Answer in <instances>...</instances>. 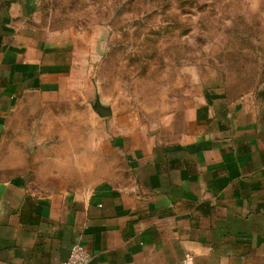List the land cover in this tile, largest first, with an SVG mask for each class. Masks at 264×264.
I'll list each match as a JSON object with an SVG mask.
<instances>
[{"label":"crops","instance_id":"obj_1","mask_svg":"<svg viewBox=\"0 0 264 264\" xmlns=\"http://www.w3.org/2000/svg\"><path fill=\"white\" fill-rule=\"evenodd\" d=\"M39 3L0 0V264H264V86L101 117L93 40Z\"/></svg>","mask_w":264,"mask_h":264},{"label":"rangeland","instance_id":"obj_2","mask_svg":"<svg viewBox=\"0 0 264 264\" xmlns=\"http://www.w3.org/2000/svg\"><path fill=\"white\" fill-rule=\"evenodd\" d=\"M37 17L88 32L94 105L129 124L264 86V0H40Z\"/></svg>","mask_w":264,"mask_h":264},{"label":"built area","instance_id":"obj_3","mask_svg":"<svg viewBox=\"0 0 264 264\" xmlns=\"http://www.w3.org/2000/svg\"><path fill=\"white\" fill-rule=\"evenodd\" d=\"M91 260V255L87 249L80 243L73 244L68 257L60 264H88ZM187 262L189 258H186Z\"/></svg>","mask_w":264,"mask_h":264},{"label":"water","instance_id":"obj_4","mask_svg":"<svg viewBox=\"0 0 264 264\" xmlns=\"http://www.w3.org/2000/svg\"><path fill=\"white\" fill-rule=\"evenodd\" d=\"M94 108L101 117H107L111 115V109L109 107L100 105L97 101L94 105Z\"/></svg>","mask_w":264,"mask_h":264}]
</instances>
